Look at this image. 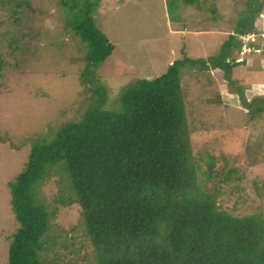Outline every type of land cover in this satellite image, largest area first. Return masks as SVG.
<instances>
[{"label": "trees", "instance_id": "1", "mask_svg": "<svg viewBox=\"0 0 264 264\" xmlns=\"http://www.w3.org/2000/svg\"><path fill=\"white\" fill-rule=\"evenodd\" d=\"M58 2L64 26L85 48L80 78L87 86L114 47L94 21L100 0ZM233 39L229 34L211 57L224 75L243 62L241 42ZM259 46L249 40L248 52ZM196 62L174 59L159 76L131 81L116 108H103L105 90L98 87L95 104L77 120L32 144L8 183L17 227L7 264H264V215L230 214L197 175L180 85V68ZM235 93L250 104L242 87ZM205 162L209 175L214 161ZM50 181L57 186L51 201L44 189ZM57 204L76 206L71 228H81L59 243L52 231Z\"/></svg>", "mask_w": 264, "mask_h": 264}, {"label": "rangeland", "instance_id": "2", "mask_svg": "<svg viewBox=\"0 0 264 264\" xmlns=\"http://www.w3.org/2000/svg\"><path fill=\"white\" fill-rule=\"evenodd\" d=\"M169 1L100 0L94 21L114 47L86 86L85 48L64 26L58 0H0V264H7L17 227L8 183L32 144L95 104L92 90L104 87L103 108H116L131 81L159 76L174 59H199L180 68V85L203 188L232 215H264V0H178L168 11ZM242 23L253 32H239ZM229 34L244 54L224 75L211 59ZM252 39L260 45L256 54L248 52ZM238 87L251 105L235 93ZM44 189L51 201L57 186L50 181ZM59 205L51 228L58 243L81 230L71 228L78 208Z\"/></svg>", "mask_w": 264, "mask_h": 264}, {"label": "clouds", "instance_id": "3", "mask_svg": "<svg viewBox=\"0 0 264 264\" xmlns=\"http://www.w3.org/2000/svg\"><path fill=\"white\" fill-rule=\"evenodd\" d=\"M248 35V34H247ZM243 35H240V38L242 39L243 37H242ZM257 52V51H256Z\"/></svg>", "mask_w": 264, "mask_h": 264}, {"label": "built area", "instance_id": "4", "mask_svg": "<svg viewBox=\"0 0 264 264\" xmlns=\"http://www.w3.org/2000/svg\"><path fill=\"white\" fill-rule=\"evenodd\" d=\"M256 50H258V49H256ZM239 60V59H238Z\"/></svg>", "mask_w": 264, "mask_h": 264}]
</instances>
